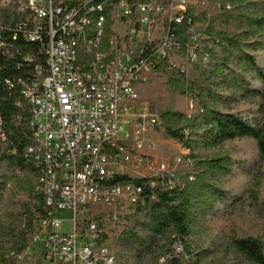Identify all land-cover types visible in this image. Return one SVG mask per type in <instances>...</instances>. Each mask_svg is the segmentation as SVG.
I'll return each mask as SVG.
<instances>
[{"label":"built area","instance_id":"obj_1","mask_svg":"<svg viewBox=\"0 0 264 264\" xmlns=\"http://www.w3.org/2000/svg\"><path fill=\"white\" fill-rule=\"evenodd\" d=\"M210 8L216 14L231 4L0 0V54L14 63L5 83L31 114L26 156L45 211L23 254L7 258L34 253L37 264H117L112 232L145 200V187L133 180L167 191L195 181L189 150L172 164L157 158L163 123L141 90L164 62L189 75L203 55L200 29ZM201 14L206 21L195 23ZM188 108L195 111L193 99ZM0 144H7L1 118ZM173 248L183 253L181 244Z\"/></svg>","mask_w":264,"mask_h":264},{"label":"trees","instance_id":"obj_2","mask_svg":"<svg viewBox=\"0 0 264 264\" xmlns=\"http://www.w3.org/2000/svg\"><path fill=\"white\" fill-rule=\"evenodd\" d=\"M228 1L231 9L213 14L200 29L203 55L189 75L167 62L153 74L165 79L171 92L196 104L192 114L174 109L158 114L165 136L190 151L195 181L167 191L133 180L145 187V200L122 215L116 226L123 228L114 240L116 261L227 264L222 260L234 257L264 264L263 237L242 235L235 223L221 234L209 232L211 221L235 216L247 201L264 218V0ZM205 16L196 17L195 23L205 22ZM13 64L0 54V118L7 134V144H0V264H16L17 259L7 255L23 254L38 215L45 213L42 197L35 192L38 174L26 156L32 142L31 114L5 83ZM241 140L255 143V158L243 156L236 146L224 148ZM238 174L249 178L241 191L230 184ZM10 184L14 186L9 190ZM21 190L29 200L21 199ZM201 235L205 240L212 236L211 245L203 247ZM175 243L182 245L183 253H175Z\"/></svg>","mask_w":264,"mask_h":264},{"label":"rangeland","instance_id":"obj_3","mask_svg":"<svg viewBox=\"0 0 264 264\" xmlns=\"http://www.w3.org/2000/svg\"><path fill=\"white\" fill-rule=\"evenodd\" d=\"M209 12L212 14L214 10L212 8L209 9ZM141 98L150 104L152 110L156 113H161L166 110H175L178 112H183L190 114L188 108V98L184 95L176 94L171 92L166 86V81L163 78L153 77L152 82L150 81L147 85H145L141 91ZM242 110H245L246 107H241ZM157 140V149L156 155L160 160H170V164L173 162V158L175 156L180 157L183 156V147L175 140L167 138L165 133L158 134V138L155 136ZM236 146L240 150V154L246 156L247 158H255L257 155L255 143L252 140H241L235 141L233 143H228L225 145V149ZM203 154V152H202ZM169 162V161H168ZM4 170L3 167H0V174ZM21 176V175H19ZM15 183V182H14ZM230 184L235 187L238 191H241L244 187L249 184V178L244 175L238 174L236 177H233L230 180ZM14 184H10L8 189H12ZM22 200L27 201L30 198L27 196L26 191L21 190L19 193ZM261 199L264 200V184L261 188ZM123 223V222H122ZM231 223H235L239 228L240 233L245 236L257 237L261 236L264 239V218L261 217V214L255 210L254 207L251 206L250 201L245 203V206L242 208L241 212H238L233 217H224L219 218L209 223V232L213 235L221 234V232L225 231ZM119 226V225H118ZM123 228H115L112 232L111 241L108 244L111 248V251L117 254L118 248L115 246V238L120 234ZM205 240L206 236H200V239L204 240V244L202 246L207 247L209 244L211 245V238ZM203 242V241H202ZM40 245L37 246L39 248ZM176 253V252H175ZM177 254V253H176ZM183 256V255H182ZM37 257L34 253L28 255H23L20 259L16 260V264H37ZM187 259L186 257H184ZM227 264H251L245 260L234 259V257L228 260H222ZM165 258L160 260V263H164ZM152 262L148 259L144 262L136 263L133 259H128L126 264H151ZM46 264V263H44ZM117 264H125L117 259Z\"/></svg>","mask_w":264,"mask_h":264}]
</instances>
